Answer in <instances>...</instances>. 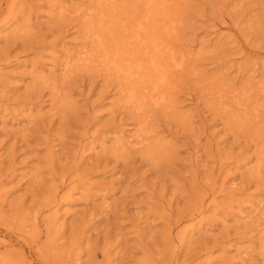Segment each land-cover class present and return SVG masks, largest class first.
Returning a JSON list of instances; mask_svg holds the SVG:
<instances>
[{"label":"rangeland","instance_id":"1","mask_svg":"<svg viewBox=\"0 0 264 264\" xmlns=\"http://www.w3.org/2000/svg\"><path fill=\"white\" fill-rule=\"evenodd\" d=\"M0 264H264V0H0Z\"/></svg>","mask_w":264,"mask_h":264},{"label":"bare ground","instance_id":"2","mask_svg":"<svg viewBox=\"0 0 264 264\" xmlns=\"http://www.w3.org/2000/svg\"><path fill=\"white\" fill-rule=\"evenodd\" d=\"M140 40V39H139ZM135 41V40H134ZM138 41V40H137ZM140 42V41H139ZM138 43V42H137ZM154 63V62H153ZM155 65V64H154ZM116 66V65H115ZM163 75V74H162Z\"/></svg>","mask_w":264,"mask_h":264}]
</instances>
